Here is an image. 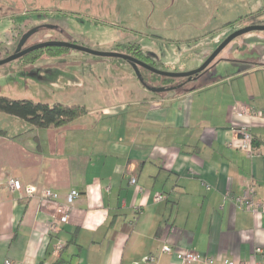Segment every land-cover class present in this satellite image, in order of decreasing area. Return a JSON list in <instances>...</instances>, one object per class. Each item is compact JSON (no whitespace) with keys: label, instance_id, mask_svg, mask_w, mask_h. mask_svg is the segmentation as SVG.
I'll use <instances>...</instances> for the list:
<instances>
[{"label":"crops","instance_id":"obj_1","mask_svg":"<svg viewBox=\"0 0 264 264\" xmlns=\"http://www.w3.org/2000/svg\"><path fill=\"white\" fill-rule=\"evenodd\" d=\"M241 21L226 28L243 27ZM216 46L198 51L194 65L170 67L194 70ZM249 49L228 47L216 67L183 92H153L127 62L77 55L78 63L103 68L90 85L99 104L84 117L59 129L37 130L0 115V264H180L161 252L164 245L198 252L216 264L224 258L264 263V253L254 255L264 251V119L231 114L234 105L264 114V63ZM239 51L250 56L234 57ZM67 57L72 55L48 58L58 64ZM38 62L55 66L47 58ZM58 71L61 79L68 76L69 86L85 83L79 71L71 77L72 69ZM245 121L252 155L230 146ZM9 177L50 189L59 199L42 202L12 193ZM249 188L256 213L236 201ZM71 190L80 197L67 223L49 234L51 217ZM157 194L162 201H154ZM59 243L63 248L57 252Z\"/></svg>","mask_w":264,"mask_h":264},{"label":"rangeland","instance_id":"obj_2","mask_svg":"<svg viewBox=\"0 0 264 264\" xmlns=\"http://www.w3.org/2000/svg\"><path fill=\"white\" fill-rule=\"evenodd\" d=\"M39 6L48 11L41 19L46 28L32 33L29 42L72 41L89 50L107 53L111 51L104 50L111 45L115 47L138 44L156 54V70L170 73L179 72L178 69H171V65L186 68L198 63V51L208 47V44L216 46L215 42L221 37L218 33L227 30L222 35L226 36V40L240 29L251 26L264 27V0H44ZM240 21L243 27L226 28L229 24H240ZM51 26H58L63 34L50 29ZM7 28L8 23L0 26V30L6 29L3 33L0 31V41H7V38L4 39ZM205 36L211 38L203 39ZM259 36H264V31L241 35L231 41L225 49L247 45L250 47L249 53L254 52V60L264 63V48L260 46L264 45V40L258 38ZM150 41L155 42L147 44ZM11 44H6L9 49ZM191 44L192 47L188 48ZM251 47L256 51H252ZM2 49L0 48V55L5 57L6 53ZM64 54L72 57H67L58 64L47 58L50 61L47 63L55 66L43 67L38 61L33 66L26 65L27 68L18 65L21 61L0 66V95L16 100H32L48 105L60 103L92 110L99 103L94 99L95 93L91 91L90 85L97 81L96 77L101 75L103 68L91 63H78V59L74 57L79 55L81 58L97 62L123 60L93 57L74 50ZM233 55L250 56L242 51ZM201 65L202 63L197 68ZM58 68L72 69L69 72L70 77L73 71L78 74L80 72L85 83L81 87L69 86L68 76L61 79ZM49 71L52 72L49 74ZM44 73L49 74L47 78H44ZM173 81L179 83L185 80L179 78ZM159 83L158 80L156 86ZM3 121L7 120L3 118Z\"/></svg>","mask_w":264,"mask_h":264},{"label":"flooded vegetation","instance_id":"obj_3","mask_svg":"<svg viewBox=\"0 0 264 264\" xmlns=\"http://www.w3.org/2000/svg\"><path fill=\"white\" fill-rule=\"evenodd\" d=\"M43 1L44 0H0V26L7 24V23L9 24V28H7L8 30L4 37V39L7 38V41L5 40L0 41V48H3L2 50H4V52L6 53L5 57L7 56L8 58L14 54L22 53L30 49L33 46L48 43V42L40 43L42 41H38V40L29 42L31 38L30 35L32 33L35 34L36 32H39L40 30H42L43 27L46 28V26L42 24L41 19L44 15H47L48 11L45 9H42L39 6L43 3ZM57 12L60 14L62 13L60 11H57ZM51 28L59 31L60 34H63V31L58 26H51L50 29ZM32 30L33 32H31ZM4 31H2V33ZM28 35L29 37H27ZM224 39L214 48L215 50L224 41ZM49 42H57V41L53 40ZM67 42L76 44V42H72V41H67ZM10 43H12L10 45L12 46L11 49L7 47V45H9ZM135 45L139 46L138 44H135ZM116 46H121V45H116ZM51 49H65L67 51L70 50V49H66L62 47H45V48L30 52L28 54H25L22 57L10 63L21 61V63H18V65L19 64L21 65L23 64L22 63L23 60H28V59L30 60V58H33L35 60L32 63L28 64V66H31V65L33 66L36 61H43L48 57H60L64 54L63 52H60L56 55H52V52L48 51ZM213 50L210 52V54H208V56L205 58L202 64L215 51ZM142 55H143L142 57H144L145 59L139 58L138 56H131V55H128V56H131L137 60H140L144 62L145 64L151 66L152 68L156 66V63L158 60L154 54L148 53V52L145 53L142 51ZM36 56L37 58H35ZM219 56L220 54L208 65V67L203 72L191 77L190 80H188V78H182L185 81H181L179 83L178 82L177 83H167L165 85L168 87H172L173 89L171 90H174V91H179V92L186 91V88L188 87V85H190L189 84L190 82L203 80L206 77V75L210 73V71H212L216 67V65L220 62ZM3 57L4 56L0 55V58H1L0 62L7 59L5 57L3 59ZM25 68H27V66H25ZM136 70L138 73V80L141 82V84L145 87L152 88L155 83V81H153L152 75H156V74H153L152 72L144 68H141V67H137ZM139 74L141 76V79L139 77ZM165 85H162V86H165Z\"/></svg>","mask_w":264,"mask_h":264},{"label":"built area","instance_id":"obj_4","mask_svg":"<svg viewBox=\"0 0 264 264\" xmlns=\"http://www.w3.org/2000/svg\"><path fill=\"white\" fill-rule=\"evenodd\" d=\"M231 114L237 116L239 118L250 120L264 119V114L259 111H251L246 107H241L240 105H234L231 108ZM236 133L238 138L230 143L231 147L239 149L240 151H244L247 154H253V137L250 132V126L247 121L241 123L237 129ZM135 178H132L130 183L135 184ZM6 185L10 189L12 193H22L24 192L27 197H37L42 202H56L59 199L58 193L46 189L39 188L33 184L23 185L19 180L9 178L6 180ZM250 194H253V189L249 188L246 190L244 195L241 198H237L236 201L246 210L251 211L253 213L257 212L258 205H256L250 198ZM80 197V193L76 190H71L65 197L64 205H61L57 208V214L51 217V220L48 225V233L56 234L60 226L62 224L67 223L69 218L70 208L74 205L75 201ZM154 201L159 202L162 201V195L157 194L154 197ZM63 248V245L60 243L56 247V251H60ZM161 252L167 255H172L175 257L180 264H216V260L213 258H208L202 256L200 253L192 251V250H178L170 245H164L161 248ZM264 251L261 249H256L254 251V255L262 256ZM148 260L150 262L154 261L153 257H149ZM4 264H13L11 261L5 260ZM220 264H235L233 261L224 258L220 261ZM254 264H264L262 262H257Z\"/></svg>","mask_w":264,"mask_h":264},{"label":"trees","instance_id":"obj_5","mask_svg":"<svg viewBox=\"0 0 264 264\" xmlns=\"http://www.w3.org/2000/svg\"><path fill=\"white\" fill-rule=\"evenodd\" d=\"M48 51L52 52V55H56L60 52H67L65 49H51ZM112 52L144 58L142 57V51L139 46L134 44H129L128 46H116ZM35 58H37V56ZM34 60L35 59L33 58H30V60H23L21 66H26ZM139 77L141 79L140 74ZM152 78L153 81H155L152 88L164 89V91L173 89L165 84L173 83V80L175 79L165 78L158 75H152ZM157 79L160 83L156 86V83H158ZM0 113L18 118L34 129L48 130L59 129L69 125L73 121L84 117L87 114V110L80 106H68L60 103L48 105L46 103L34 102L32 100L11 99L0 95ZM252 144H254V142ZM157 233H159V231ZM56 264H63V261H58Z\"/></svg>","mask_w":264,"mask_h":264},{"label":"water","instance_id":"obj_6","mask_svg":"<svg viewBox=\"0 0 264 264\" xmlns=\"http://www.w3.org/2000/svg\"><path fill=\"white\" fill-rule=\"evenodd\" d=\"M254 31H264V27L263 26H251V27H246L243 29H240L239 31L235 32L234 34H232L230 37H228L226 40H224L217 48L216 50L209 56V58L201 65V67L192 70L190 72H178V73H170V72H162V71H158L154 68H152L151 66L145 64L144 62L137 60L131 56L125 55V54H121V53H116V52H96V51H92L89 50L85 47L76 45V44H72V43H66V42H48L42 45H37V46H33L30 49L19 53V54H14L10 57H8L7 59L3 60L0 62V66L5 65L7 63H10L14 60H17L18 58L22 57L25 54H28L30 52H33L35 50H39L45 47H62V48H66V49H70V50H74V51H78L84 54H88L91 55L93 57H100V58H118L121 59L123 61H126L127 63H129V65L135 70L137 71V67H141L144 68L150 72H152L153 74H156L158 76H162L165 78H172V79H179V78H188V80L191 79V77L198 75L199 73L203 72L208 65L219 55V53L231 42L233 41L235 38L247 34L249 32H254ZM150 90H152L153 92H163L164 89H155V88H148Z\"/></svg>","mask_w":264,"mask_h":264}]
</instances>
